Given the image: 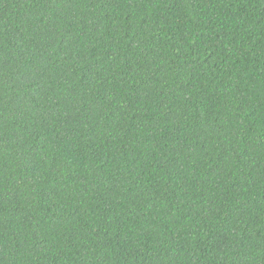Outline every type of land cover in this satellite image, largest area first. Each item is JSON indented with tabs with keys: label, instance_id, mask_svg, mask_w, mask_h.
Here are the masks:
<instances>
[{
	"label": "trees",
	"instance_id": "obj_1",
	"mask_svg": "<svg viewBox=\"0 0 264 264\" xmlns=\"http://www.w3.org/2000/svg\"><path fill=\"white\" fill-rule=\"evenodd\" d=\"M0 264H264V0H0Z\"/></svg>",
	"mask_w": 264,
	"mask_h": 264
}]
</instances>
